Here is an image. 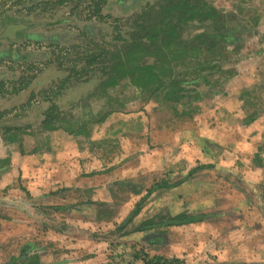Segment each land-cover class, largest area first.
I'll use <instances>...</instances> for the list:
<instances>
[{"label": "rangeland", "instance_id": "rangeland-1", "mask_svg": "<svg viewBox=\"0 0 264 264\" xmlns=\"http://www.w3.org/2000/svg\"><path fill=\"white\" fill-rule=\"evenodd\" d=\"M48 1L51 0H0V19L15 18L20 22L28 23L40 21L45 25L55 23L53 25L55 27L66 26L74 31L75 35L67 38L65 45L52 46L55 52L60 48L66 49L59 62L55 63L54 61V66H48V72L39 79L46 83L41 85L35 82L36 85L32 86L34 89H31L35 90L36 94L34 105L43 106L42 109L46 106L45 102L56 100V97L59 98L62 122L56 124V121L53 124L61 128L51 131L43 127L47 131L44 132L41 128L30 129V127L22 126L10 133L11 135L5 133L1 135L0 133L5 143L21 142V146L16 144V149L22 151V156L26 152L29 156L34 154L40 157L52 151V148L61 147V152L71 162L65 165L58 159L61 153L57 154L56 162L50 163L51 172L49 175L51 174L53 177L60 171L61 174L66 171V173L80 172L83 178L89 174L101 176L107 173L110 167H123L127 160L130 163L137 161V152L141 147L147 149L149 147L150 152H153L154 149L149 145L154 142L155 137L158 140L161 139L154 132L155 124L161 123L168 127H174L175 131L188 129L191 136L187 147L171 148L163 155V159L169 162L168 168L173 170L172 172L175 171L174 168H181V171H177L179 175L170 180L171 183L184 178L180 173L186 169L182 166L187 163V161L185 162L186 158L190 157L193 158V162L201 158L204 162L212 163L210 165L213 167L204 169L211 172L218 171L214 168V165L218 164V159L226 173H231L236 166L238 170L241 168L244 170L264 168L261 162H256V160L261 161L260 153L264 156V148H260L258 145L253 148L248 141H245L246 139L237 144L233 141L228 142L225 138L226 142L222 141V144L219 145L216 137L207 140L203 138V135L199 138L201 133H196L197 127L201 128L206 123L201 124L205 115H208V112L203 111V101H210L207 100L210 99L209 97L213 101L217 96L219 90L217 82H221V80L226 82L225 88H220V90H225L227 95L228 93L233 94L235 86L230 85L229 81L235 75L236 84L240 83L241 76L247 75L250 70L262 78L260 84L264 81V34L259 31V28L264 26V0H204L209 6L220 11L219 22L224 25V28L223 26L219 27L225 29L234 26L237 30L228 36L230 40L228 38L215 41V44L210 43L214 45V48L211 49L213 52L208 54L204 47L198 67H194L193 62L188 61L177 68L187 80L198 82L192 85L184 84L179 93L184 94V97L175 100H170L166 96V91L163 92V90L158 92L157 97L152 91L138 90L131 83L129 84V80H124L119 86L108 87L109 93L98 97L93 90L97 85V78L94 73L96 67L93 68L92 65H88L78 75L74 74L75 76H72L66 89L59 88V82L70 75L67 71L74 64L79 66L78 70L87 64L85 55L92 52L93 40H108L109 42L113 34V29L111 30L110 26L117 19L110 17L95 31L96 21L86 11L85 6L73 9V1L61 5L44 4ZM88 17L90 18L86 19ZM45 25L44 27L37 26L42 29L45 28ZM210 25V21L202 22V24L194 21L184 31L183 37L190 41L200 32L213 31L214 28L207 27ZM47 27L49 28L50 25ZM3 29L2 24L0 32ZM28 40H30L29 37ZM251 50L261 52L254 58L256 61L254 63H258L259 66L245 70L246 65H239L241 67L237 66L236 72L235 64H240V61L248 58ZM219 53H221L220 57H218ZM210 61L216 62V65H210L208 70L198 72L205 68ZM254 63L253 65H256ZM35 69L40 76L42 72L38 68ZM29 71L31 74L35 72L31 69ZM208 71L209 79L206 77V80H209V83L199 82L198 79ZM19 73L20 71L18 75ZM24 73L25 76L29 75L27 72ZM166 82L168 83V80ZM22 87L24 90L26 89L24 82L16 87L15 92L23 91L20 89ZM31 90L26 92L25 97L31 94ZM259 92L260 95L264 93V86ZM254 99L256 100L257 97L254 96ZM261 100L260 104L264 105V95ZM25 101L26 99L15 109L18 111L16 117L23 121L24 114L30 112L32 107V105L27 107V103L24 104ZM216 101L217 99L213 101L214 107L217 105ZM254 103L258 104L257 101ZM216 110L217 108H213L210 113V119L216 116L215 123L218 122ZM231 110H233L232 106H225L226 112ZM105 113L108 114L106 120L110 121L112 125L107 122L104 127L105 122L95 123ZM30 114L32 116L33 112ZM7 117H9L7 113L0 115V120L5 122ZM178 117L185 119L178 120ZM78 123L86 125L88 137L75 135ZM259 131H262V128ZM254 133H258V131H254ZM256 136L259 137V134ZM262 136L264 138V132ZM199 141L202 142V145L199 144ZM131 144L135 146L136 153L130 152ZM237 145L240 147L237 148ZM250 149H257V152L254 150L255 154L252 155L254 158V162L251 164L253 168L244 159V154L250 153ZM186 150H188L187 153H185ZM153 153L155 154V152ZM54 154H56L55 149ZM224 154L226 159H222ZM147 156H151V159L153 154L148 153ZM234 159H238L239 162L236 163ZM38 160L39 158L33 164L28 163V165H22L20 162L19 167L10 170L6 183H3L2 177L5 176L3 171L7 169L8 165L3 161L0 162V175L3 174L2 177L0 176V264H146V260L155 257L179 258L182 261L181 264H264V249L252 259L234 258L235 241L220 242V240L225 241L222 235L224 231H222V239H220L218 229L220 219H222L221 223H224L223 216H226V224L228 219L232 221L235 219L231 215L232 212L229 211L230 205L237 203L240 206L243 203H254L252 202V193L255 190L247 195L250 199L249 202L247 198L242 201L235 197L232 186L229 187L232 192L227 191L229 196L227 199H223L222 196L225 195L221 188L222 179L219 180L218 176L206 179L201 177L197 180L198 182L203 181L202 191H197L196 186L194 187L191 182H188L184 186L181 184L176 191L171 188L153 192L143 202L138 216L124 228L119 229L118 227L135 209V205L144 198L147 191L156 182H160L167 176L159 179H155L151 175L146 177V173L150 171L147 169L144 172H137L135 175L129 172L127 174L132 178L122 177L125 179H121L119 177L121 174L116 173L114 177L109 175L98 179L96 185L83 184L75 192H64V195L58 198L59 204L56 205L55 201L51 200L52 198L42 200L35 196L43 185L42 180L33 181L30 176L32 170L36 172L37 163H41ZM169 160L174 163L172 164ZM199 163L196 165L198 166ZM151 172L154 173V171ZM171 175L173 174L171 173ZM31 187H34L32 195L28 190ZM228 198L230 204H228ZM261 207L264 208L262 205ZM260 213L264 217V211L260 210ZM183 214L204 215L203 220L196 223L205 224V226L189 227L188 225L196 224L191 223L172 227L163 226L146 232L134 231L145 222L163 223L171 217ZM238 218L240 222L249 221L245 208L239 211ZM262 230L264 231V227L257 231ZM235 232L237 231H232L231 235L227 233L229 236L227 239L230 236L232 240L237 239L238 234ZM128 236L135 237L129 241L125 239ZM159 238L161 241L153 242ZM263 244L264 242H261L260 246ZM242 247L246 249L243 245Z\"/></svg>", "mask_w": 264, "mask_h": 264}, {"label": "crops", "instance_id": "crops-1", "mask_svg": "<svg viewBox=\"0 0 264 264\" xmlns=\"http://www.w3.org/2000/svg\"><path fill=\"white\" fill-rule=\"evenodd\" d=\"M112 14L114 13L112 12ZM57 23L59 24V22ZM2 24H3L4 29L1 30L0 35L6 30L7 27L11 25H25L26 29H22V30H25L26 33L21 38L22 35L18 36V34L22 30H17L16 32L9 34V36L11 35L10 36L11 38H1L0 39V85H1V82H3L2 90H0V114L7 113L9 116L5 119V122L0 120V133L2 135V131L7 128L13 129L14 131L15 129L17 130L22 126H25L24 128L30 127V129H33V128L40 129L41 128L44 132H47L45 131L42 125L41 112L47 108L48 102L44 103V105L46 106L43 109H42L43 106H36V104L34 105V102L36 100V97L34 96H36V94H35V90H31V89H34V87L32 88V86L36 85L35 82L41 85H44L46 83V81L39 80V79L42 76L44 77V74L48 72L47 71L48 66L50 67L54 66L53 62H54L55 51L53 50L52 46L53 45L61 46L63 44L65 45L67 41L66 39L71 36H74L75 33L72 29L66 26H61V27L53 26L55 25V23L49 24L50 25L49 28L47 27L49 25H45V28H42V29L41 28L39 29V27L37 26H34L33 28L29 29L28 24L30 23L20 22L19 20L15 18H12L10 20H8V18H6V20L0 19V25ZM95 25H96V29H95L96 31L99 28L98 27L99 24L95 23ZM259 31L261 34H264V26H261L259 28ZM28 37L30 38V40L27 41ZM260 53H261L260 51L254 52V50H251V54L249 55L248 58H245L244 61H240L241 62L240 64H235L236 72H237V66L239 65H243V64L246 65V67L244 66L245 70L253 69V67L259 66L258 63H254L256 62L254 61V58L256 56H259ZM253 63L256 65H253ZM248 64H251V65H248ZM34 67L38 68V70L42 72L40 76L37 74L38 71ZM28 68L33 70V72L35 70L34 72L35 74L34 73L31 74ZM21 69L24 72L29 73V75L27 76L29 77L30 81L28 82L27 86L25 85L26 87L25 90L23 88V91L15 92L16 87L20 85L21 81H23V78H24L23 75L25 76V73L24 72L22 73ZM19 71L20 73L18 75ZM234 78H236V75ZM234 78L231 81H229L230 85L235 86L233 90V94L228 93L226 95L225 90L224 91L220 90V88H223V87L225 88L226 86V82L224 83V81L221 80V82H217L219 90H218L217 96L214 97L213 99V101L217 99L216 101L217 105L214 107V103L211 97H209L210 99H207L210 101H207V102L203 101L204 102L203 111L208 112V115H205V119H203V122L201 124H204L205 122L206 123L201 128L197 127L196 133L197 134L201 133L199 138H201V136L203 135V138L207 140H209V138L211 137H216V140L218 141L219 145L222 144L221 143L222 141L226 142L224 140L225 138L228 140V142L233 141V143L236 142L237 144L239 141L246 139L245 141H248L251 147L254 148V147H257L258 145V147L264 148V138L262 136V133L264 132V105L260 104V101H262L261 98L263 97L264 93L260 95V92H259L261 88L264 86V81L261 82L260 84V81L262 78L261 77L259 78V76L257 74H254L252 70H250L247 75L241 76L240 83L238 84H236V81L234 80ZM44 79L47 80V78H44ZM29 90H31L30 92L31 94L25 97L26 92H28ZM254 96L257 97L256 100L254 99ZM24 99H26L24 104L27 103V107L32 105L30 112H33V114L31 116L30 112H26L27 115L24 114L26 119L24 118V121H23L19 117H16L18 114V111L15 109L18 108L17 107L18 104H21L22 101H24ZM255 101L258 102L257 105L254 103ZM226 105L232 106L233 110H231L230 112H226L225 111ZM213 108H217L216 115L218 117V120H217L218 122L216 123H215L216 116L210 119V115H211L210 113L212 112ZM249 108H251L252 110ZM222 112H223V117H222ZM30 116L31 118H29ZM225 116L227 117L225 118ZM27 118L29 119L27 120ZM177 119L180 120V119H185V118L178 117ZM107 122L108 120H106L105 123L103 124L104 127H106L105 124ZM81 123H78V125L79 124L81 125ZM108 124L112 125L110 121L108 122ZM73 126L75 125L73 124ZM261 128H262V131H259V129ZM111 130L112 128L110 129V131ZM254 131L255 132L258 131V133H254ZM154 132L156 133L155 135L157 137L160 136L161 138L158 140L155 137L154 142H151V144L149 145L151 148L154 149L153 152H155V154L152 151L150 152L149 147L148 149L146 147L144 148L141 147L140 151L137 152L138 153L137 161H135L134 163H130L127 160L125 162L126 165H124L123 167L113 166L109 168L107 173L101 176H97L96 174L94 175L89 174V176H85V178L81 177L80 172H76V171L71 172V173H66L67 172L66 171L64 174L63 173L61 174L60 173L61 171H60L54 177L51 174L49 175V173L51 172L50 163L56 162L55 159L57 158L55 156L57 154L61 153L58 159L61 160V162H63L65 165L71 162V160L67 159V157L64 156L65 154L61 152L62 148L61 147L59 148V146L52 148L53 149L52 151H49L40 157L35 156L33 153H32L33 155L29 156L26 152H25V155L22 156L23 154L22 151L16 149L17 148L16 144H19V146H21V142L13 141L11 143L9 142L5 143L3 141L2 136H0V162L3 161L4 163H7L8 165L7 169L3 171L4 172L3 174H5V176L2 177L3 174L0 176L2 177L3 183H6V180L8 179L7 175L9 174L10 170H13L14 168L19 167L20 162L22 163V165L23 164L28 165V163L33 164L34 161H36V159L39 158L38 162H41V163H37L38 166L36 168V172L32 170L30 173L31 174L30 176L33 179V181L42 180L43 182V185L41 186L42 188H40L39 190L40 192H38L35 196L41 198L42 200L47 199V198L48 199L52 198L51 200L53 202L55 201L54 204L56 205L59 204V202H57L59 201L58 198H61L64 195V192H75L76 190L81 188L83 184L96 185V182L98 179L103 178V177H108L109 175H113L112 177H114L116 173H120L121 175H119V177H121V179H125L122 177L132 178V176L127 174L129 172L135 175V173L140 172V171L144 172L147 169L150 171L146 173L145 175L146 177H150L151 175V177L155 179H159L161 177L167 176V177H170L172 180L173 178L179 175L177 171H181L180 170L181 168H177V169L174 168L175 171L172 172L173 170H170L168 168L169 162L163 159L164 158L163 155L165 154L166 151H168V149H171V148L173 149V148L180 147V146L184 148L187 147L188 141L191 137L189 134V130L188 129H178L177 131H175V128L172 126L168 127V126H165L164 124L156 123ZM257 134H259V137L256 136ZM245 136L248 138H244ZM78 137H81V136H78ZM199 144L202 145V142L199 141ZM239 147L240 145H237V148ZM57 148L59 149L57 150ZM54 149L56 150V154H54ZM130 150H131L130 151L131 153H136L137 151L135 149V146L132 144H131ZM254 150L255 149H250L249 151L250 153L244 154L245 155L244 159L251 168H253L251 164L252 162H254L253 160L254 158L252 155L255 154V151L257 152V149L255 151ZM187 152L188 150H186L185 153ZM148 153L153 154V157L151 159H150L151 156L150 157L147 156ZM260 157H261L260 158L261 161L256 160V162H259V163L261 162L262 165H264V162H263L264 156L261 153H260ZM222 159H226L225 154ZM182 161H183V164L187 161V163H185V165L182 166L183 168L186 167V169L180 173L183 175L184 178L189 174L191 170H193L197 166L196 164H198V162L201 163V164L199 163V165L212 164L210 162H204L203 159L201 158L197 159L196 162H193L192 157L186 158L185 162H184V159ZM234 161H236V163L239 162L238 159H234ZM171 163L173 164L174 161H171ZM217 163H218L217 166L214 165V168L218 169L217 172H214V171L211 172L210 170L200 169V171H197L196 173H194L182 185L184 186L185 184L187 185L188 182L189 183L191 182L194 185V187L196 186L197 191H202V189L204 188L203 181L198 182L197 180L198 178L204 177L206 179L209 177L218 176V179L219 180L222 179L223 181V182L221 181V186H222L221 188L224 190L223 194L225 196H222V198L227 199V196H229V193L227 194V191L232 192L229 187L233 186L234 188L233 194L235 195V197H237L238 199H241L242 201L245 198L248 199L247 195L255 190L252 193L253 195L252 202H254L255 204L254 203H249V204L243 203L239 206L236 203V204L230 205L231 207L229 211L232 212L231 215L235 217V219L233 221L228 219V223L226 224L225 222L227 221L226 216H223L224 223L222 224L221 223L222 219H220L221 222L218 225L220 239H222V235H223V239H225V241L220 240V242L227 243V242L235 241L234 242L235 247L233 249L235 253L234 258H238L242 260L245 258L246 259L255 258V255H257L258 252H261L264 249V244L260 246L261 242H264V231L263 230L260 232L257 231L258 229H262L264 227V217L261 216V213H260V210L264 211V208L261 207V205L264 206V201H263L264 200V196H263L264 195V168L247 169V170H244L243 168H241L240 170H238V167L236 166V168L234 167V170H232L231 173H226L224 166H221L220 159H218ZM191 164H194V165H191ZM151 171H154V173ZM171 173L173 175H171ZM85 174L87 175L88 173L86 172ZM230 178L233 179L232 182L230 181ZM33 188L32 187L28 188L31 195H32ZM70 188H73V189L71 190ZM179 188L180 186L174 187L171 190L176 191ZM66 189H69V190H66ZM155 192H159V190ZM254 195H260L262 197L258 198L257 196H254ZM234 200H233V203H235ZM249 200L250 199H248V202ZM229 202L230 201L228 198V204H230ZM239 208L240 210H244L245 208L249 216V221L247 222L239 221V218H238L239 211H240ZM224 211H226V209H224ZM249 222H251L250 224L252 225L248 224ZM188 226L189 227H192V226L200 227V226H205V224L196 223V224H192ZM181 227H184V226H181ZM244 228L246 229L244 230ZM234 230L237 231L235 232L238 234L237 239L232 240L230 239L231 236L230 238L227 239V237H229L227 236V233L230 234ZM222 231H224V234H222ZM134 237L135 236L133 237L128 236L125 239L130 241L132 240L131 238H134ZM240 244L241 246H239ZM242 245L246 249H243Z\"/></svg>", "mask_w": 264, "mask_h": 264}, {"label": "trees", "instance_id": "trees-1", "mask_svg": "<svg viewBox=\"0 0 264 264\" xmlns=\"http://www.w3.org/2000/svg\"><path fill=\"white\" fill-rule=\"evenodd\" d=\"M70 1H73V9L85 6L86 11L89 12V15L99 25L106 23L110 17H116L117 19L110 26L111 30L113 29V34L109 42L108 40H93L92 52L85 55L87 64H84L80 70L77 69L79 66L74 64L67 71L70 75L58 84L59 88L66 89L69 86L67 84L72 80V76H75L74 74L78 75L88 65H92L93 68L96 67L94 73L97 78V85L93 90L98 97L108 94L110 90L108 87H116L124 80H129V84L131 83L136 89L152 91L156 97L158 92H162L163 90V92L166 91V96L170 100L183 98L184 94H179L182 91V86L184 84L192 85L198 81L190 82L184 75L180 74L177 68L188 61H192L194 67H198V63L204 52V47H206L208 54L209 52H213L211 49L214 48V45L211 44H215V41L218 40L221 41L228 38L230 40L228 36L237 30L234 26L223 29L224 25L219 22L221 17L220 11L209 6L204 0H51L44 4L55 3L61 5ZM194 21L199 22V24L210 21L211 25L207 27L214 29L213 31L207 30L208 32H200L190 41H187L183 37L184 31ZM37 25L44 27L45 23L40 21L37 23L31 22L28 24V28L31 29ZM219 26H223V28ZM25 33V30H22L18 36L22 35V38ZM65 49L60 48L59 51L54 53L55 63L59 62ZM220 54L218 57H220ZM215 63L210 61L205 68L200 69L198 72L208 70V67L210 65H216ZM208 73L209 71L207 74H203V77L198 79L199 82L209 83V80H206V77L209 79ZM23 77L21 83L24 82L27 86L30 81L29 77ZM2 87L3 82H1L0 90H2ZM20 89H23V87ZM58 99L56 97V100H50L47 108L41 112L43 127L51 131L61 128L53 124L56 121V124L62 122L60 120L62 114L59 111L60 103ZM3 114L6 113L0 115ZM107 116V113L103 114L95 123H104ZM77 127L78 129L75 130V135H86L88 137L85 124L77 125ZM14 131L13 129L7 128L2 133L10 134ZM71 132L73 133V131ZM211 167L213 165H198L185 178L174 183L170 182V177L156 182L147 191L144 198L135 205V209L118 228H124L138 216L143 202L153 192L160 189L178 187L186 182L194 173L200 171V169ZM203 218L204 215H177L163 223L145 222L134 231L146 232L163 226L188 225L200 222ZM155 241L159 242L161 239H156L153 242ZM181 262L179 258L167 259L163 257L146 260V264H181Z\"/></svg>", "mask_w": 264, "mask_h": 264}, {"label": "water", "instance_id": "water-1", "mask_svg": "<svg viewBox=\"0 0 264 264\" xmlns=\"http://www.w3.org/2000/svg\"><path fill=\"white\" fill-rule=\"evenodd\" d=\"M22 29H26V26L25 25H11L7 27L6 30L0 35V39L1 38H11L10 37L11 35L9 36L10 33H14L17 30H22Z\"/></svg>", "mask_w": 264, "mask_h": 264}]
</instances>
